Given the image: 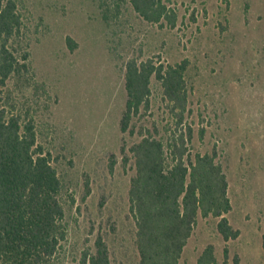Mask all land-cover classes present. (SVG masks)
I'll list each match as a JSON object with an SVG mask.
<instances>
[{"label": "rangeland", "instance_id": "rangeland-1", "mask_svg": "<svg viewBox=\"0 0 264 264\" xmlns=\"http://www.w3.org/2000/svg\"><path fill=\"white\" fill-rule=\"evenodd\" d=\"M105 1L121 4L110 24L102 16ZM165 1L176 13L174 28L146 22L128 0H17L35 85L45 92H21L11 83V97L36 114L38 141L63 184L67 236L60 264H83L98 236L110 264H139L129 149L143 134L166 141L173 125L152 79L149 111L121 132L130 58L188 61L192 156L215 151L227 177L232 208L226 218L238 238L225 242L219 218L199 214L179 264H196L209 244L217 264H264V0Z\"/></svg>", "mask_w": 264, "mask_h": 264}, {"label": "trees", "instance_id": "trees-1", "mask_svg": "<svg viewBox=\"0 0 264 264\" xmlns=\"http://www.w3.org/2000/svg\"><path fill=\"white\" fill-rule=\"evenodd\" d=\"M128 1L146 22L176 26V13L165 0ZM120 10L118 1L101 4L107 24L119 17ZM24 29L17 0H0V264H60L67 236L63 184L51 153L38 141L36 114L17 108L11 97V83L21 92L43 89L35 85ZM68 44L73 50L70 38ZM187 66V60L163 64L151 58H130L125 64L127 99L121 132L149 111L152 79L161 89L173 125L166 141L143 134L129 149L136 170L128 193L129 211L135 222L139 264H179L199 214L219 218L217 230L225 242L239 236L226 218L232 207L216 152L192 156L190 150L192 128L185 122ZM224 257L227 260V246ZM83 264H110L101 236L94 251L84 255ZM196 264H217L212 244Z\"/></svg>", "mask_w": 264, "mask_h": 264}]
</instances>
